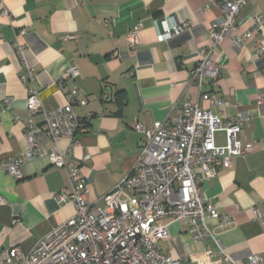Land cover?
<instances>
[{
    "label": "crops",
    "instance_id": "obj_1",
    "mask_svg": "<svg viewBox=\"0 0 264 264\" xmlns=\"http://www.w3.org/2000/svg\"><path fill=\"white\" fill-rule=\"evenodd\" d=\"M210 1L3 0L9 16L1 14L0 5V159L20 156L28 142L38 155L22 164L19 178L0 172V261L12 249L29 253L74 214L71 204L57 200L69 186L68 171L50 163L52 143L42 127L45 113L64 106L76 87L75 100L86 104L77 102L72 109L80 117L90 115L84 118L85 132L71 142L58 138L56 145L67 155L65 162L77 166L86 200L100 207L134 168L142 138L133 131L135 123L151 130L182 103L207 109L209 95L229 102L225 117L245 113L248 120L238 140L252 144V153L233 158L229 169L205 179L201 192L220 217L207 226L230 259L247 264L257 254L264 264V231L253 213L264 217V102L257 103L264 97V28L257 29L254 21L264 17V0H246L234 34L249 37L238 50L233 33L218 43L210 56L218 75L198 88L190 75L198 52L210 43L211 25L220 20ZM169 18L188 26L159 41L157 24ZM135 27L138 44L131 55L125 39ZM70 67L79 75L60 82ZM26 69L33 70V83L20 79ZM32 88L40 102L36 113L27 109ZM158 225L166 226L167 236L158 246L170 258L180 264H215L205 253L213 247L210 240L193 241L182 222Z\"/></svg>",
    "mask_w": 264,
    "mask_h": 264
},
{
    "label": "built area",
    "instance_id": "obj_2",
    "mask_svg": "<svg viewBox=\"0 0 264 264\" xmlns=\"http://www.w3.org/2000/svg\"><path fill=\"white\" fill-rule=\"evenodd\" d=\"M245 4L246 0L210 1V6L219 10L220 20L211 25L210 43L198 52V61L190 75V82L198 88L205 78L215 79L218 75V68L210 59L212 49L232 33L235 50L249 37L248 33L234 34L236 18ZM1 14L9 16L4 6ZM254 21L257 29L264 28V17L259 15ZM157 26L158 40L166 41L179 35L188 25L169 18ZM138 29H132L125 39L131 55L136 52ZM78 75L77 68L70 67L60 82L75 79ZM20 79L33 83L35 74L32 69H26ZM76 95L75 87L64 106L47 111L42 127L52 143L48 154L50 163L68 171L69 186L60 191L57 200L71 204L74 214L42 237L29 253L12 249L1 254L0 264H180V260L170 258L158 246V241L167 236L166 226L158 225L163 220L182 222L195 242L210 240L213 247H207L205 253L215 264H235L207 226L209 220L220 217L203 196L201 184L214 177L218 170L229 169L233 158L252 153V144L242 145L238 140L239 130L248 120L247 115L241 112L233 118L225 117L223 112L229 102L209 95L207 109L182 103L174 105L167 119L155 122L151 130L135 123L133 131L142 138L134 168L112 193L103 197V206L100 207L86 200L87 186L80 178L77 166L66 163L67 155L62 154L56 145L58 138L71 142L76 134L85 132L84 118L87 120L90 115L80 117L73 112L75 103L86 104L82 100L76 101ZM105 97L103 95L102 99ZM262 102L264 97L259 96L257 103ZM39 105L37 90H28V111L36 113ZM219 135L223 144L217 138ZM37 155L33 144L28 142V149L20 156L0 159V172L19 178L22 164ZM3 201L0 196V204ZM253 213L264 231V217L257 211ZM222 221L227 224L225 218ZM260 262L257 254L247 258V264Z\"/></svg>",
    "mask_w": 264,
    "mask_h": 264
}]
</instances>
